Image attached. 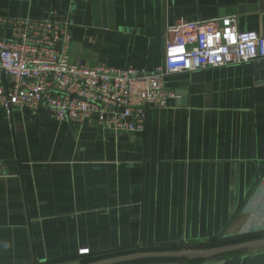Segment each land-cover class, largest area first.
I'll list each match as a JSON object with an SVG mask.
<instances>
[{"label": "crops", "instance_id": "1", "mask_svg": "<svg viewBox=\"0 0 264 264\" xmlns=\"http://www.w3.org/2000/svg\"><path fill=\"white\" fill-rule=\"evenodd\" d=\"M56 11L72 32V57L91 66L152 71L164 63L166 27L181 20L231 16L241 31L264 35V0H0L1 17ZM256 61L167 75L178 96L148 108L144 132L106 129L96 116L0 109V264L264 238V66ZM209 261L264 264V245Z\"/></svg>", "mask_w": 264, "mask_h": 264}, {"label": "built area", "instance_id": "2", "mask_svg": "<svg viewBox=\"0 0 264 264\" xmlns=\"http://www.w3.org/2000/svg\"><path fill=\"white\" fill-rule=\"evenodd\" d=\"M0 27L11 33L0 36V109L46 111L59 121L96 116L116 132L145 131L148 108L167 106L178 96L165 85L169 74L264 59V35L241 31L231 16L167 26L164 63L152 71L91 66L73 58L72 32L56 14L0 16Z\"/></svg>", "mask_w": 264, "mask_h": 264}, {"label": "water", "instance_id": "3", "mask_svg": "<svg viewBox=\"0 0 264 264\" xmlns=\"http://www.w3.org/2000/svg\"><path fill=\"white\" fill-rule=\"evenodd\" d=\"M258 67L264 66V59L255 62ZM182 94V93H181ZM223 238V237H221ZM225 240V239H222ZM227 240V239H226ZM264 245V238L240 241L234 243H223L210 247H191L182 249H153L139 250L133 253L112 255L98 258L88 262H80L78 264H122L132 261L145 259H179L184 263L192 264L194 261H199V264H222L216 261H209L219 255L227 252L238 251L246 248L257 247Z\"/></svg>", "mask_w": 264, "mask_h": 264}, {"label": "trees", "instance_id": "4", "mask_svg": "<svg viewBox=\"0 0 264 264\" xmlns=\"http://www.w3.org/2000/svg\"><path fill=\"white\" fill-rule=\"evenodd\" d=\"M226 242L228 243L230 241L220 240V241L217 242V245H220V244H223V243H226ZM175 247H177V246H175ZM175 247H160V249H173V248L176 249ZM84 255L85 256H80V257L76 258V260L79 261V262H88V261H92V260L104 257V256H90L89 254H84ZM58 264H60V263H58Z\"/></svg>", "mask_w": 264, "mask_h": 264}, {"label": "rangeland", "instance_id": "5", "mask_svg": "<svg viewBox=\"0 0 264 264\" xmlns=\"http://www.w3.org/2000/svg\"><path fill=\"white\" fill-rule=\"evenodd\" d=\"M56 12H58L59 13V16L61 17V19L62 20H64V22L67 24V21H66V18L62 15V14H60V12L59 11H56ZM57 13V14H58ZM2 36V35H1ZM139 132V131H138ZM142 132H144V131H142ZM190 245H187V244H185V243H183V244H181L180 246L178 245L177 247H175L176 249H182V248H191V247H189ZM46 264H49V263H46ZM61 264V263H60Z\"/></svg>", "mask_w": 264, "mask_h": 264}]
</instances>
